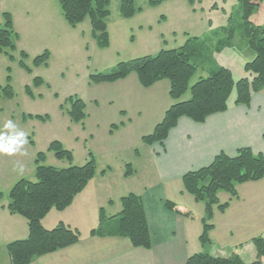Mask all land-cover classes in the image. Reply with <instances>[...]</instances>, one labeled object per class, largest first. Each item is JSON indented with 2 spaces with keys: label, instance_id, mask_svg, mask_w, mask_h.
<instances>
[{
  "label": "rangeland",
  "instance_id": "obj_1",
  "mask_svg": "<svg viewBox=\"0 0 264 264\" xmlns=\"http://www.w3.org/2000/svg\"><path fill=\"white\" fill-rule=\"evenodd\" d=\"M150 1L136 0L142 12L127 19L120 13L121 0H111V14L107 21L110 46L101 48L92 36L89 18L76 28L69 26L58 0H0V25L4 22L3 14L10 13L17 35L16 49L0 54V137L14 139L23 133L24 141L18 140L11 153L0 149L1 264L9 261L7 244L13 240L14 234L29 230L26 218L11 215L3 208L9 203L12 186L20 179L36 181V159L40 152L46 154V165L57 168L71 165L67 160L57 159L54 152L48 150L53 141H60L73 153V165H84L89 153L94 155L97 173L106 170L105 180L97 178L88 187L102 191L105 197L117 200L130 193L140 194L149 186L163 185L169 200L180 202L174 198L181 195L182 181H164L154 162L155 146L142 141V137L150 134L160 122L164 109L174 103L169 95V81L147 89L139 83L136 73L115 83H91L90 76L111 73L122 61L155 55L162 49L178 48L188 36H197L207 45L203 55L195 59L198 68L191 85L222 67L232 70L236 80L249 76L244 65L254 59L255 52L244 35L243 11L238 0H196L194 3L165 0L158 6H151ZM251 20L264 25V1ZM225 26L234 31L230 41L227 40L229 33L222 31ZM45 50L50 51L47 65L35 67L34 58ZM22 51L28 54L26 64L32 69L31 73L19 65ZM7 53L15 58L11 60ZM8 76H11L13 88L11 97L1 91L8 83ZM36 77H41L44 84L34 86ZM27 86L31 87L33 97L27 94ZM75 95L86 104L87 118L81 123L73 122L66 113L70 104L65 101ZM190 96L189 90L182 100ZM30 114L48 115L49 118L43 121L30 118ZM9 122L13 125L11 128L6 127ZM122 123L127 128H122ZM113 124L120 127L111 132ZM253 140L255 147L259 148V140L255 137ZM128 164H131L132 172L127 175ZM255 188L264 190V184ZM240 192L242 194V190ZM248 193L257 194L254 189H248ZM186 195L194 203L195 198L189 193ZM229 195L226 191L219 192V202H229L226 201ZM258 196L262 205L249 203L243 208L234 207L236 211L229 216H223L221 213L225 212L215 206L214 217L216 210L220 213L211 221L230 223L235 228L234 235L228 237L229 241L226 239V245L230 246L232 253H240L244 248L247 261L253 260V254L247 252L249 246L246 244H251L253 237H264V194L259 192ZM197 203H201L205 211V203ZM79 204L77 206H83L84 212L78 219L90 224L94 220L95 203L81 201ZM196 208L193 211L199 215ZM53 213L46 218L47 223L56 222L57 214ZM89 224L82 226L88 228ZM203 252L213 254L216 248L212 253V247L207 246Z\"/></svg>",
  "mask_w": 264,
  "mask_h": 264
},
{
  "label": "trees",
  "instance_id": "obj_2",
  "mask_svg": "<svg viewBox=\"0 0 264 264\" xmlns=\"http://www.w3.org/2000/svg\"><path fill=\"white\" fill-rule=\"evenodd\" d=\"M165 0H151V6H158ZM194 3L196 0H189ZM264 0H238L241 4L242 27L250 48L255 57L244 65L249 76L238 80L234 78L232 70L222 67L206 78H200L191 85V80L197 73L195 59L205 52L206 42L197 36H188L185 43L174 49H162L155 55H147L122 61L117 64L111 73H96L90 76V82L115 83L136 73L139 83L144 88H150L156 83L168 80L170 83L169 95L175 101L166 111L164 118L155 126L153 131L142 137L146 144L163 143L171 129L177 126L181 117H188L197 123H203L216 113L227 111L231 98L234 104L250 106L255 93L264 90V25H257L252 20L253 14L260 8ZM62 14L69 26L76 28L78 24L89 18L92 36L101 48L110 46L107 21L111 14V0H58ZM142 12L136 0H121L120 13L124 18H133ZM4 22L0 25V54L7 50L16 49L13 17L10 13L3 14ZM231 19V18H230ZM222 31L233 37V29L223 27ZM16 36V37H15ZM224 41L220 42L223 44ZM11 60L14 55L7 53ZM19 65L31 73L32 69L26 64L28 54L22 51ZM50 51L45 50L34 58L33 65L39 67L47 65ZM7 85L1 90L4 95L13 96L10 85L11 76L7 78ZM44 84L41 77L34 79L36 87ZM190 90L191 96L182 100ZM26 92L33 97V91L27 86ZM65 104H70L66 111L75 123H81L87 118L86 104L78 97L70 96ZM64 110V105L61 106ZM43 121L48 115H28ZM123 123L121 124V126ZM120 127L113 124L111 132ZM54 152L59 160H67L70 166L57 168L44 164L46 154L40 152L36 159V181L27 179L18 180L9 192V203L6 208L11 215H20L27 219L29 235L7 244V251L11 264H31L37 257L54 253L79 242L81 232L64 222H59L53 229L43 225V219L53 210L64 211L75 198L82 193L97 174V163L90 152L89 159L84 165H73V153L67 150L60 141H53L48 148ZM126 174L132 172L131 164L127 165ZM106 170H103L104 174ZM264 179V153H255L250 147L238 149L235 156L224 152L218 154L213 162L197 170L187 172L183 178L186 192L191 194L197 202L205 203V215L202 218L203 232L201 243H211L209 232L214 229L211 222L214 217L215 206L221 212L229 207V202L220 203L218 193L226 191L237 197V185L247 182H257ZM2 193H0V197ZM121 211L108 216L104 208L100 209L99 225L91 231L93 236H121L130 240L134 247H151V234L143 200L140 195L130 193L120 199ZM167 209L182 216L192 217L190 211H183L176 203L165 201ZM257 251L256 260L252 264H264V237L252 239ZM186 264H246L238 253L227 257L213 256L207 252H199L190 256Z\"/></svg>",
  "mask_w": 264,
  "mask_h": 264
},
{
  "label": "crops",
  "instance_id": "obj_3",
  "mask_svg": "<svg viewBox=\"0 0 264 264\" xmlns=\"http://www.w3.org/2000/svg\"><path fill=\"white\" fill-rule=\"evenodd\" d=\"M127 78L122 79V81ZM164 81L166 80L160 81L150 88L158 86ZM168 87L170 90V83ZM172 104L173 102L164 109V115ZM122 126L124 129L127 128L124 123ZM253 137L259 140L261 145L259 148L255 147L256 143ZM153 145L155 146L153 147L155 165L161 173L162 179L166 182L182 181L187 172L211 164L221 152L235 156L238 149L250 147L255 153H264V90L253 95L250 106L234 104L233 95L227 111L213 114L203 123H197L188 117H181L177 126L169 132L167 139L163 143L157 142ZM102 172L103 170L100 174L97 173L91 182L95 179L98 180L97 178L105 180ZM262 180L237 185L238 196L235 198L231 195L227 196L226 201H229L230 206L225 213L221 214L229 216L232 211H236L234 207L242 206L243 208L249 203L262 205L263 201L258 200V193L264 194V190L255 188L264 184ZM88 186L67 209L64 211L53 209L43 219V225L47 229H53L59 222L79 229L81 232L79 242L54 253L37 257L31 264H186L190 256L203 252L207 246L212 247V253L216 248L215 253H209L213 256L227 257L232 254L229 250L230 246L226 245V239L229 236L232 237L235 231V228L229 225L230 223H213L215 227L209 232L211 243L207 245L201 243L204 207L194 199L193 203L190 197L186 195L188 193L184 189L183 181L179 192L181 195H176L174 198L180 199V202H173L183 211H193L194 207H197L199 215L193 211L192 217H187L167 209L165 201L169 198L163 190L165 189L163 185L149 186L140 194L136 193L142 197L146 211L151 234L150 248L134 247L126 237L91 235V231L99 225L100 209L104 208L108 216L116 215L121 211L120 199L125 195L119 196L116 200L112 197H105L102 191H94ZM248 189H254L257 194H249ZM167 193H170L169 190ZM81 201L83 203L89 201L95 203V211L92 217L94 220L90 224L83 223L78 219L84 212L83 206H77L80 205ZM53 212L57 214L56 222L47 223L49 221L46 222V218L54 214ZM68 212L70 215L67 214ZM217 213L220 212L216 210L214 218H216ZM83 224H89V227L83 228ZM20 233L23 234H14L12 241L27 238L29 230L25 231L24 229ZM246 245L249 246L247 252L253 254V260L247 261L244 258V248L238 254L246 264H252L257 256L256 247L252 241L251 244L247 243ZM9 261L7 264H11L10 256Z\"/></svg>",
  "mask_w": 264,
  "mask_h": 264
},
{
  "label": "clouds",
  "instance_id": "obj_4",
  "mask_svg": "<svg viewBox=\"0 0 264 264\" xmlns=\"http://www.w3.org/2000/svg\"><path fill=\"white\" fill-rule=\"evenodd\" d=\"M12 126L13 125L11 122H9L6 125L7 128H11ZM22 138H23V133H21L19 136H17L14 139H9L6 137H0V140L3 141V143H0V149H2L4 152L11 153V152L15 151L13 145H16L18 140H20L21 142H24Z\"/></svg>",
  "mask_w": 264,
  "mask_h": 264
}]
</instances>
